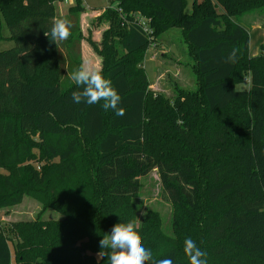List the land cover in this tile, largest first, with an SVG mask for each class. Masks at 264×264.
Wrapping results in <instances>:
<instances>
[{
    "label": "trees",
    "instance_id": "trees-1",
    "mask_svg": "<svg viewBox=\"0 0 264 264\" xmlns=\"http://www.w3.org/2000/svg\"><path fill=\"white\" fill-rule=\"evenodd\" d=\"M61 1L0 0V40L3 21L15 43L0 52V209L28 196L64 215L0 227V264H110L100 239L128 222L151 252L145 264H189L186 238L208 264H264V45L251 55L241 23L264 0H195L190 11L187 0H108L97 18L110 22L97 44L100 71L123 116L73 103L86 8L75 0L64 18L70 35L56 44L45 32ZM137 14L159 31L181 29L196 91L152 92L142 64L152 39ZM153 170L174 207L173 236L157 215L138 220L140 180Z\"/></svg>",
    "mask_w": 264,
    "mask_h": 264
},
{
    "label": "rangeland",
    "instance_id": "rangeland-1",
    "mask_svg": "<svg viewBox=\"0 0 264 264\" xmlns=\"http://www.w3.org/2000/svg\"><path fill=\"white\" fill-rule=\"evenodd\" d=\"M82 1L86 9L81 15V63L83 62L92 69L101 70L104 67V58L103 54L99 53L97 44L103 41L104 33L110 27V22H98L97 18L104 13V10L110 4L108 0ZM194 1L187 0L188 11L191 10ZM74 4L75 0H63L57 3V19H64ZM85 4L89 7H86ZM94 9L97 11L93 12ZM118 12L124 22L125 18H127L125 13L122 10ZM137 17L144 19L140 14H137ZM244 21L249 23L245 17ZM145 22L150 30L152 42L142 64L148 75L152 92L173 99L180 89L183 90L181 94L182 92L196 91L198 88V76L196 74V68L194 67L195 61L193 56L189 54V48L182 37L181 29L179 27H173L165 31H159L149 25L147 19H145ZM2 26L0 52L15 46L14 41L8 38L10 32L3 21ZM93 43H96V46ZM68 75L69 71H66L64 82H62L63 86L67 83L66 78H68ZM249 87V83L245 81L240 82L237 89L246 90ZM0 172H5L1 165ZM140 183L141 191L135 199L138 208V220L141 222L151 213L157 215L161 218L164 231L168 235L173 236L174 225L178 221L177 219L175 220L172 203L163 192L158 171L153 170L148 175L142 177ZM63 218L64 215L61 212L52 208L43 210L40 202L28 196L18 205L0 209V227L18 221H34L37 219L61 221ZM12 244L13 242H11V246ZM36 264L47 263L43 258L39 257Z\"/></svg>",
    "mask_w": 264,
    "mask_h": 264
},
{
    "label": "clouds",
    "instance_id": "clouds-1",
    "mask_svg": "<svg viewBox=\"0 0 264 264\" xmlns=\"http://www.w3.org/2000/svg\"><path fill=\"white\" fill-rule=\"evenodd\" d=\"M71 25L65 19L53 22L50 33L45 32L50 42L56 43L68 39ZM236 50L228 56L235 62ZM70 79L80 89L72 93L73 103L96 105L101 104L103 110H112L116 116H123L124 109L120 107L121 96L111 82L106 79L99 69H92L83 62L74 71ZM101 249H110L108 260L110 264H145L151 260V252L143 246L137 236L134 222L115 224L108 235L100 239ZM184 253L189 264H208L207 253L199 248L191 238L184 241ZM156 264H172V260L164 259Z\"/></svg>",
    "mask_w": 264,
    "mask_h": 264
},
{
    "label": "crops",
    "instance_id": "crops-1",
    "mask_svg": "<svg viewBox=\"0 0 264 264\" xmlns=\"http://www.w3.org/2000/svg\"><path fill=\"white\" fill-rule=\"evenodd\" d=\"M85 5L86 7H89L87 4ZM96 11L97 10L94 9L93 12ZM244 17L247 19V21L250 19L248 21L249 23L244 21ZM241 23L249 30L251 55H258L260 53L261 46L264 45V11L253 12L243 16Z\"/></svg>",
    "mask_w": 264,
    "mask_h": 264
},
{
    "label": "built area",
    "instance_id": "built-area-1",
    "mask_svg": "<svg viewBox=\"0 0 264 264\" xmlns=\"http://www.w3.org/2000/svg\"><path fill=\"white\" fill-rule=\"evenodd\" d=\"M136 19L139 25L144 29V31L150 34V30L148 29L147 23L145 22V18L142 19V18L137 17ZM246 82L248 83L250 82L249 78L246 79Z\"/></svg>",
    "mask_w": 264,
    "mask_h": 264
}]
</instances>
